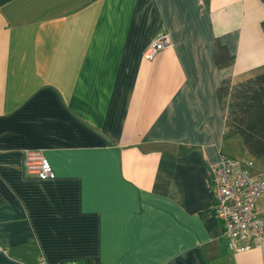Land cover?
<instances>
[{
  "label": "crops",
  "instance_id": "obj_1",
  "mask_svg": "<svg viewBox=\"0 0 264 264\" xmlns=\"http://www.w3.org/2000/svg\"><path fill=\"white\" fill-rule=\"evenodd\" d=\"M263 22L264 0H0V264H264L229 247L211 173L264 171L218 97L264 69Z\"/></svg>",
  "mask_w": 264,
  "mask_h": 264
},
{
  "label": "built area",
  "instance_id": "obj_2",
  "mask_svg": "<svg viewBox=\"0 0 264 264\" xmlns=\"http://www.w3.org/2000/svg\"><path fill=\"white\" fill-rule=\"evenodd\" d=\"M172 42L168 34L156 38L144 52V58L153 60L157 54ZM27 172L41 180L54 178L53 169L40 152H27L25 156ZM215 189V217L225 228V238L229 247L242 252L264 241V217L257 210L258 200L264 195V171L257 176L250 173L246 162L221 156L211 169ZM245 242V245H240ZM39 264H47L41 261ZM72 264V263H67Z\"/></svg>",
  "mask_w": 264,
  "mask_h": 264
},
{
  "label": "trees",
  "instance_id": "obj_3",
  "mask_svg": "<svg viewBox=\"0 0 264 264\" xmlns=\"http://www.w3.org/2000/svg\"><path fill=\"white\" fill-rule=\"evenodd\" d=\"M262 26L264 29V22ZM215 59L222 66L231 63L234 57L226 47L218 45ZM218 97L227 111V136L240 140L255 160L264 159V69L235 83L223 82Z\"/></svg>",
  "mask_w": 264,
  "mask_h": 264
},
{
  "label": "rangeland",
  "instance_id": "obj_4",
  "mask_svg": "<svg viewBox=\"0 0 264 264\" xmlns=\"http://www.w3.org/2000/svg\"><path fill=\"white\" fill-rule=\"evenodd\" d=\"M255 167L256 169H264V160L257 162V164H255Z\"/></svg>",
  "mask_w": 264,
  "mask_h": 264
}]
</instances>
